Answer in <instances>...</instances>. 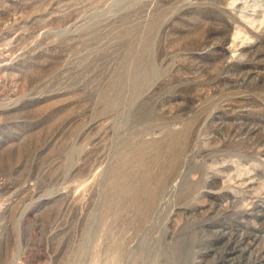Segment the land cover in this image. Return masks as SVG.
Here are the masks:
<instances>
[{
	"label": "rangeland",
	"instance_id": "374dc122",
	"mask_svg": "<svg viewBox=\"0 0 264 264\" xmlns=\"http://www.w3.org/2000/svg\"><path fill=\"white\" fill-rule=\"evenodd\" d=\"M0 64L6 264L261 263L264 0H0ZM171 141L197 184L113 202ZM220 223L257 245L219 262Z\"/></svg>",
	"mask_w": 264,
	"mask_h": 264
},
{
	"label": "bare ground",
	"instance_id": "6f19581e",
	"mask_svg": "<svg viewBox=\"0 0 264 264\" xmlns=\"http://www.w3.org/2000/svg\"><path fill=\"white\" fill-rule=\"evenodd\" d=\"M0 66H1V64H0ZM234 99H236V98H234ZM240 99H238V100H240ZM228 100H230V98L227 99V101ZM227 104H229V103H227ZM224 105H225V103H224ZM228 110H230V109H228ZM235 111H237V110H235ZM235 111L233 112L234 114H235ZM230 112H231V110H230ZM229 113H227V114H229ZM182 135H185V133ZM166 143L167 144L163 147V149H156L155 150V154H154L155 158L151 162H147V164L143 163L141 165L136 162L140 166V168H137L134 170L137 173V176L132 177L130 179L131 173L129 171H126L127 174L129 175L127 177V176H124L123 173L121 172L123 170H117V173H115V179H114V183H113V193H114V201L113 202H115L116 204H120L121 202H124L125 200L130 199L131 203H133V205L135 206V208L138 212H142L144 209H145V211L146 210L150 211L151 209H154L156 207L158 199L161 197V195L164 192L167 191L168 186L170 184H172L171 186H175L178 182H181V179L184 180L187 183V185L189 183H191V186H193V187H194V185L197 184L196 183L197 181L195 182L196 177H193L191 179V175L185 173L183 170L180 169L182 166L181 161H182V158H183V155H184L186 149H180L179 146H177L174 143V141L166 142ZM137 159L139 161H146L144 159V157L141 155L138 156ZM156 167H158V169H159L158 171L154 170ZM118 169H121V168H118ZM210 174H211V172H210ZM196 175H198V174H196ZM215 175H220V174L214 173L213 175L206 178V182L209 181L208 183L211 186H216L218 184V180L216 179L217 177ZM190 180L191 181L194 180V181L190 182ZM252 183H253V180L251 179V181L244 182L243 184H245L246 187H250V185ZM216 192L218 193L219 190ZM224 192H226V191H224ZM198 195H200V194L198 193ZM221 197L223 198L225 196L222 195ZM259 201H260L259 204L253 205L252 207L245 209V211L242 212L243 215L248 214L247 212H249V210L251 208L259 205L260 210L257 211L258 213H254V214H257L259 216V213L261 211H263V209H264V196H260ZM242 218H244V217H242ZM213 223H215V222H213ZM217 226H218V229L213 230L214 235L209 236V239L214 238V239L219 240V241H221L220 239H225V242L223 243L224 247L221 248V250L217 252L218 254H220L219 255L220 259L218 260L219 262L221 261L224 263L226 261H231L232 259H234L235 254L239 253V252L242 255L244 254L246 256V253L251 250L252 246L257 245V239L255 237L250 236V232H246V233L242 232V234L241 233L238 234V233H235L236 231L233 232L231 227L226 226L222 223H220ZM249 237H251L252 239H248ZM214 251L215 250H213V249H209L206 252H209V253L213 252L214 253ZM261 251L263 254H262V256H260L261 257L260 262L262 263V261L264 262V246L261 248L260 252ZM218 254H217V256H218ZM7 262H8V257L7 258L1 257L0 264H6ZM261 263H259V264H261ZM10 264H20V262H18V260L15 259Z\"/></svg>",
	"mask_w": 264,
	"mask_h": 264
}]
</instances>
